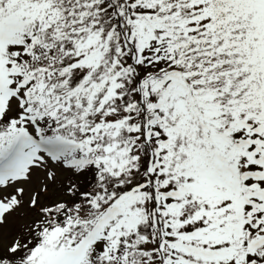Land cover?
Returning a JSON list of instances; mask_svg holds the SVG:
<instances>
[{
	"label": "snow or ice",
	"instance_id": "6c2138e0",
	"mask_svg": "<svg viewBox=\"0 0 264 264\" xmlns=\"http://www.w3.org/2000/svg\"><path fill=\"white\" fill-rule=\"evenodd\" d=\"M0 264H264V0H0Z\"/></svg>",
	"mask_w": 264,
	"mask_h": 264
}]
</instances>
